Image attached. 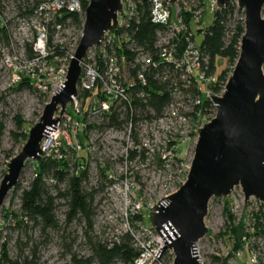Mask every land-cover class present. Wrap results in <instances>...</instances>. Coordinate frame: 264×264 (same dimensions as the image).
Here are the masks:
<instances>
[{"label": "built area", "instance_id": "1", "mask_svg": "<svg viewBox=\"0 0 264 264\" xmlns=\"http://www.w3.org/2000/svg\"><path fill=\"white\" fill-rule=\"evenodd\" d=\"M149 1L151 21L162 26L155 33V52L152 54L139 46L128 32L131 23L138 21V2L121 0L114 28L104 33L98 49L89 48L80 60L77 93L71 96L55 130L47 138H42V159L66 160L70 173L86 170V162L79 160L82 151L88 152L84 147L86 139L81 140L79 134L88 127L87 116L99 113L108 119L114 109L118 113L122 111L123 119L129 111L130 116L123 123L128 135H132L136 143L137 137L147 142H158L161 159L170 164L177 156L181 143L196 141L197 128L214 117L216 107L211 96L223 93L231 71L225 80H218L216 71L210 69L208 56L196 43L183 15L184 12L190 13L193 22L197 23L204 14V4L201 0H176L174 4L165 0ZM207 1L212 11L217 9L216 0ZM88 2L0 0V27L6 33V38L2 36V43L7 47L22 46L26 50V62L20 59L22 51L10 58L4 49L1 51L8 63L10 85H18L27 78L29 86L51 98L55 89L65 81L67 67L81 37ZM230 5L235 6L234 11H241L239 19L243 22L244 14L238 8L237 0H231ZM70 14L77 15L81 23L73 21ZM149 79L161 83L170 94L171 101L159 116L147 108L148 112L139 119L134 98L146 103L149 93L144 89L135 91V85L144 87ZM206 100L209 101L207 105L204 104ZM64 118L61 130L60 122ZM137 147L126 151L127 156L131 151L134 156L140 154L141 148ZM150 150L153 152V149ZM145 153L148 154V151ZM188 170L189 166L179 186ZM47 182L52 185L56 180L48 177ZM220 198L209 200L204 218L207 233L195 243L200 264H264V203L250 196L244 205L243 192L235 186L227 197L222 198V207L225 206L230 226L240 223L241 230L237 237L231 231L217 237L208 228L207 219L220 209L221 205L217 202ZM212 200L216 201L212 204ZM136 209L139 210V206ZM256 215L261 221L258 226L255 224ZM142 232L151 238L153 236V241L134 240L140 252L133 264H166L160 261L161 255L153 261L163 244L162 238L151 226L144 225ZM154 241L156 244L152 245Z\"/></svg>", "mask_w": 264, "mask_h": 264}, {"label": "rangeland", "instance_id": "2", "mask_svg": "<svg viewBox=\"0 0 264 264\" xmlns=\"http://www.w3.org/2000/svg\"><path fill=\"white\" fill-rule=\"evenodd\" d=\"M204 8L201 27L209 26L213 21V11L209 1H205ZM240 17L241 12L234 11L229 25L232 26ZM193 32L195 41L199 45L203 31H197V27L194 26ZM2 49L9 58L16 52L22 51L23 56L20 59L26 62L25 48L7 47L2 43L0 36V183L6 172L7 162L20 151L27 139L28 130L39 120L45 104L50 100L47 94L38 92L26 83L21 87L9 84L8 63L1 54ZM216 65L217 73L223 68L228 72L232 71L234 66L222 57L216 58ZM120 112L119 119H123L124 115L121 110ZM136 115L140 119L145 112L137 109ZM16 118L20 119L22 125L16 122ZM65 120L66 118L60 122L61 130ZM87 124L84 134L80 133L79 138L86 139L84 147L88 151L84 160L87 166V178L83 181L82 187L85 191L92 192L91 228L88 229L83 220L73 221L65 226L66 207L62 198L56 200L54 210L59 222L58 228L43 231L39 225H33L32 222H28L25 230L17 226L15 215L18 217L20 215L21 191L34 177L31 164L33 161L27 160L17 184L9 190L0 207V245H6L9 257L17 258L20 255L32 258L34 255L35 260L32 264H78L81 261H85L84 264H97L96 261H88L91 257L90 238L110 241L119 233L129 231L134 240L145 242L152 240L153 236L151 238L142 232L143 226H150V223L146 221L143 225L135 221L133 224L129 214L141 212L148 220L150 207L179 187L180 179L190 166L196 141L181 143L177 156L168 164L161 159L158 142H147L137 137L138 143H136L134 137L128 135L124 124L121 127L111 126L108 119L99 113H90L87 116ZM136 146L141 148L140 154L129 158L128 150ZM150 149H153V152ZM145 151H148V154ZM52 185H50L51 192L56 194V188ZM57 186L64 189L65 183ZM215 201L212 200V204ZM217 202L221 205L220 209L214 212L212 217L209 216L207 221L208 228L214 231L217 237H221L231 230L225 206L222 207L223 199L220 198ZM136 206H139V210ZM236 228L238 232L233 233L234 237H237L241 230L240 223ZM154 244L155 241L152 245ZM173 257L172 251L166 250L161 255L160 261L169 264Z\"/></svg>", "mask_w": 264, "mask_h": 264}, {"label": "water", "instance_id": "3", "mask_svg": "<svg viewBox=\"0 0 264 264\" xmlns=\"http://www.w3.org/2000/svg\"><path fill=\"white\" fill-rule=\"evenodd\" d=\"M165 1L174 4L176 0ZM230 2L216 0V6L227 8ZM237 5L244 14V32L223 93L211 96L216 113L197 128L194 154L184 182L160 198L148 213L150 226L163 241L153 261L171 250V264H200L195 243L207 233L204 218L211 198H225L239 186L244 205L250 196L264 203V0H237ZM120 10L121 0H89L65 81L55 89L39 120L28 130L20 151L7 162L0 183V207L17 184L26 161L42 160V138L55 130L71 96L77 93L80 60L89 48L100 47L104 33L116 25V12Z\"/></svg>", "mask_w": 264, "mask_h": 264}, {"label": "trees", "instance_id": "4", "mask_svg": "<svg viewBox=\"0 0 264 264\" xmlns=\"http://www.w3.org/2000/svg\"><path fill=\"white\" fill-rule=\"evenodd\" d=\"M201 1L205 4L207 0ZM136 6L138 9V21L131 23L128 32L139 46L153 54L155 52V33L162 26L152 22L150 19L149 9L151 4L149 0H140ZM234 9L235 6L233 5H229L227 8L215 9L213 11L212 23L209 26L202 27L201 19L197 23H194L190 13H183L186 26L193 33L194 37V26L197 27V31H203V37L199 43V47L208 56L212 71H216L217 57L225 58L233 65L239 55L240 38L244 32V24L239 19L232 26L229 25V20ZM70 16L76 23H81L77 15L70 14ZM0 36L6 38L5 30L2 27H0ZM55 49L58 50V48ZM227 74L228 70L226 68H223L219 73L216 72L218 80H225ZM23 83L28 85L27 78H24L18 86L21 87ZM138 89H144L149 93L146 103L138 101L136 98L133 101L135 110L140 109L143 113L148 112L147 108H150L156 116H159L171 101L170 94L157 81L149 79L148 84L144 87L136 84L135 91ZM83 95L86 94L84 93ZM204 104H209V101H204ZM129 116V111H127L125 118ZM124 119H119L118 111L113 109L109 114L108 122L111 126L121 127L125 121ZM16 122L22 125L19 118H16ZM133 156L134 153L131 151L129 158H133ZM79 158L80 161L84 162L86 153L82 151ZM31 164L33 165L34 177L29 185L21 191L20 215L19 217L15 215L17 226L25 230L28 227V222H32L33 225H39L43 231L50 228H58L59 222L54 214V210L56 200L62 198L65 200L66 207L64 211L65 226L73 221L83 220L88 229L91 228L93 216L92 192H87L82 187L83 181L87 178L86 170L70 173L68 163L64 159L43 158L40 162H31ZM48 177H53L56 180V183L52 185L56 188V194L51 192V186L47 182ZM60 183H65L64 189L58 188L57 185ZM129 219L133 224L135 221L143 224L146 221L149 223L142 213H130ZM255 224L256 226L261 224L258 215L255 216ZM230 230L234 234L236 231L238 232L236 226H230ZM90 244L91 257L88 261L93 260L97 264H115L116 262L133 264L140 252L129 231L119 233L115 239L110 241L92 240L90 238ZM34 260V255H32V258L20 255L17 258H11L7 253L6 245H0V264H32ZM84 263L85 261H81L78 264Z\"/></svg>", "mask_w": 264, "mask_h": 264}]
</instances>
